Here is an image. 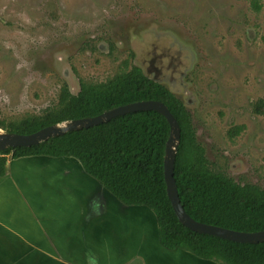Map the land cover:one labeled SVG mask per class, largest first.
<instances>
[{"label":"rangeland","instance_id":"374dc122","mask_svg":"<svg viewBox=\"0 0 264 264\" xmlns=\"http://www.w3.org/2000/svg\"><path fill=\"white\" fill-rule=\"evenodd\" d=\"M254 1L0 0V121L41 113L64 83L77 93L81 78L137 65L186 104L213 169L264 187V0Z\"/></svg>","mask_w":264,"mask_h":264},{"label":"trees","instance_id":"16d2710c","mask_svg":"<svg viewBox=\"0 0 264 264\" xmlns=\"http://www.w3.org/2000/svg\"><path fill=\"white\" fill-rule=\"evenodd\" d=\"M254 5L259 8L258 0ZM79 86V91L73 93L64 83L55 104L39 114L0 121V127L8 132L30 134L56 123L93 117L134 102L162 101L181 128L174 177L186 212L202 223L245 232L264 230V187L252 182L241 183L213 169L204 146L197 139L191 112L168 86L137 65L124 68L105 81L81 78ZM259 106L262 104L257 109H261ZM243 128L236 127L229 133L237 135ZM169 136L170 124L160 112H130L31 146L6 148L0 151V176L7 171L8 156H72L118 201L150 208L156 216L160 242L165 249H181L220 264H264V242H237L199 233L179 220L165 180L164 159Z\"/></svg>","mask_w":264,"mask_h":264},{"label":"crops","instance_id":"0c3cea01","mask_svg":"<svg viewBox=\"0 0 264 264\" xmlns=\"http://www.w3.org/2000/svg\"><path fill=\"white\" fill-rule=\"evenodd\" d=\"M6 167L0 264H201L165 249L154 212L118 201L75 157L8 156Z\"/></svg>","mask_w":264,"mask_h":264},{"label":"water","instance_id":"95a60500","mask_svg":"<svg viewBox=\"0 0 264 264\" xmlns=\"http://www.w3.org/2000/svg\"><path fill=\"white\" fill-rule=\"evenodd\" d=\"M156 110L163 114L170 124V136L166 143V153L164 159L165 180L169 198L174 211L179 220L188 228L199 232L208 233L237 242L259 243L264 242V230L257 232L237 231L212 224L202 223L190 216L181 203L178 193L176 179L174 177V164L177 147L180 141L181 128L177 118L170 111L169 107L159 100H144L127 105L119 106L102 114L80 119L67 120L42 128L34 133L21 134L0 130V151L17 146H31L41 143L50 137L60 136L73 130L89 128L130 112Z\"/></svg>","mask_w":264,"mask_h":264}]
</instances>
